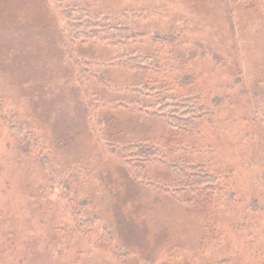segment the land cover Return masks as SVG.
<instances>
[{"label":"rangeland","instance_id":"374dc122","mask_svg":"<svg viewBox=\"0 0 264 264\" xmlns=\"http://www.w3.org/2000/svg\"><path fill=\"white\" fill-rule=\"evenodd\" d=\"M78 7L143 10L162 68L73 39ZM161 95L205 114L175 128L131 100ZM111 138L164 155L134 154L133 180ZM0 264H264V0H0Z\"/></svg>","mask_w":264,"mask_h":264},{"label":"trees","instance_id":"16d2710c","mask_svg":"<svg viewBox=\"0 0 264 264\" xmlns=\"http://www.w3.org/2000/svg\"><path fill=\"white\" fill-rule=\"evenodd\" d=\"M130 12L131 16L129 17V10H125L123 13L115 14L105 13L104 11H82L79 8L76 14L78 19L75 21L74 25L71 26L73 39L77 36L91 40H100L107 44H111L114 47L119 46V48L123 50L118 55L113 57V59L116 60V63L118 62L120 64L129 65L130 67L138 69L140 71H138L140 75L145 77L149 70L157 69L159 67L162 68V66L160 62L156 60L157 58L155 55H158L157 53L154 51H148L144 45L142 48L138 47L139 44H143V42H145L150 35L148 33V31H150L149 29L142 26L138 28L135 24V20L134 22L132 21L136 16H144L141 14L143 13V10H133ZM68 26L69 25L64 24V29H67ZM154 33L161 34H155L150 37L152 43L154 41L158 42L160 38L165 42H172L174 39L178 38V33H176V31L160 32L156 29ZM68 43V46L71 48V43L75 45V42L72 40L71 43ZM144 50H146L147 53L144 52ZM152 85L153 86L141 84L134 89L137 91L136 94L138 95L139 91L145 90L144 92H141V97L144 95L147 97V94L161 93L166 88V86ZM159 98L160 99L156 102L143 100L146 102L145 104L139 101L138 96L132 98L131 100L140 115L152 116L154 118L157 117L167 125L175 128H186L193 125L200 116L205 114L198 100L194 97H187L185 106L174 102V97L161 95ZM88 105L91 104L88 103ZM137 106H139V109ZM111 140L113 141H109L107 143H115L114 147H109L112 154L115 155L120 164L125 168L127 174L133 180L142 179L138 178L142 176V171H138L139 166L135 162L133 166L132 163V157L134 154L139 153L141 155L149 156L150 159L158 160H161L162 155H164L165 149L156 143H149L145 141L133 142L131 140L119 142L114 140V138H111ZM211 179L212 178L209 180Z\"/></svg>","mask_w":264,"mask_h":264},{"label":"bare ground","instance_id":"6f19581e","mask_svg":"<svg viewBox=\"0 0 264 264\" xmlns=\"http://www.w3.org/2000/svg\"><path fill=\"white\" fill-rule=\"evenodd\" d=\"M68 54H70V52H68Z\"/></svg>","mask_w":264,"mask_h":264}]
</instances>
